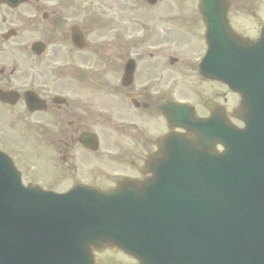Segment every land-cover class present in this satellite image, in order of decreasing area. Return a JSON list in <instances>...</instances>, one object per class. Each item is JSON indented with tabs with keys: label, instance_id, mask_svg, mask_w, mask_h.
<instances>
[{
	"label": "water",
	"instance_id": "water-1",
	"mask_svg": "<svg viewBox=\"0 0 264 264\" xmlns=\"http://www.w3.org/2000/svg\"><path fill=\"white\" fill-rule=\"evenodd\" d=\"M209 25L214 38L219 30ZM219 57L221 80L247 108L244 130L222 122L221 155L175 140L157 180L66 196L22 188L0 155V264H94L91 250L110 245L142 264H187L167 250L171 242L174 254L200 250V264H264V33L252 46L216 37L209 59Z\"/></svg>",
	"mask_w": 264,
	"mask_h": 264
},
{
	"label": "flooded vegetation",
	"instance_id": "flooded-vegetation-1",
	"mask_svg": "<svg viewBox=\"0 0 264 264\" xmlns=\"http://www.w3.org/2000/svg\"><path fill=\"white\" fill-rule=\"evenodd\" d=\"M36 9L0 1V148L25 181L58 192L143 179L144 162L169 133L162 104H187L184 44L198 48L197 19L170 7L164 26L126 33L111 72L97 71L94 49L72 46L68 22L39 39Z\"/></svg>",
	"mask_w": 264,
	"mask_h": 264
},
{
	"label": "rangeland",
	"instance_id": "rangeland-1",
	"mask_svg": "<svg viewBox=\"0 0 264 264\" xmlns=\"http://www.w3.org/2000/svg\"><path fill=\"white\" fill-rule=\"evenodd\" d=\"M79 7H82L84 11L89 10L93 13L94 21H105V27L99 29L100 39L94 38V43H104L100 36L107 30V24L113 22L114 25L119 23V14L123 6L124 0H73ZM172 1H196V0H172ZM264 7V6H263ZM228 98H232L229 97Z\"/></svg>",
	"mask_w": 264,
	"mask_h": 264
}]
</instances>
